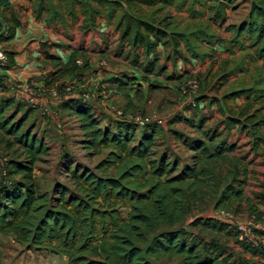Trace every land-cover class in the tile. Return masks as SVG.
<instances>
[{"label":"trees","instance_id":"1","mask_svg":"<svg viewBox=\"0 0 264 264\" xmlns=\"http://www.w3.org/2000/svg\"><path fill=\"white\" fill-rule=\"evenodd\" d=\"M36 1L38 18L46 12V21L54 25L68 27L69 21L82 19L81 29L88 31L98 28L101 19H106L108 24L114 22L123 41L153 56L155 61L146 69L153 73L160 45L170 44L174 49L184 47L189 58L201 63L213 59L215 48L223 41L212 25L223 26L228 21V11L240 0ZM249 2L247 20L239 26L226 27L233 35L224 42L225 52L233 54L239 48L245 55L224 76L226 79L236 76L238 69L249 73L251 60L255 63L254 80L250 85L243 81L224 100L226 103L237 99L245 101L237 111L230 109L228 128L246 130L252 137L253 151L258 153L264 147V0ZM0 6L8 7L9 0H0ZM170 8L186 9L194 24L189 22L183 26L177 17L164 15ZM206 16L208 19L204 20ZM7 29L8 34L1 40L13 38L11 28ZM8 55L9 65L0 70H10L14 65L12 54ZM76 55H71L64 68L65 75L80 71ZM259 61H263L262 66ZM88 69L86 61L84 70ZM9 93L6 75L0 74V134L14 136L27 153L26 161H12L9 166L11 172L22 174L28 181L0 189V238L13 235L23 245L66 257L67 264H158L156 261L165 256L182 257L183 264H227L213 250L203 254V243L188 231L185 223L189 204L198 201L210 187L214 167L233 146L214 143L209 148L203 142H192L195 163L179 171L178 164L169 163L166 158L151 159L161 133L158 126L150 125L138 133L134 124L118 121L115 128H101L93 107L79 94L65 101L63 107L79 117L81 128L89 138L85 148L98 150L97 154L104 149L109 153L96 166V171L75 168L71 172L74 191L58 185L54 195L41 193L33 171L47 147L34 135L23 132L25 122H14L6 116L14 102H18L8 96ZM239 186L236 189L227 186L220 205L229 200H242L244 186ZM261 187L259 202L264 205V183ZM247 202L250 217L264 225V214L251 199ZM199 223L218 231L228 228L212 218L197 219L193 225ZM253 232L257 245L248 240L239 241V233L236 235L244 252L257 258L251 262L243 260L241 264L264 261V228ZM2 259L0 240V264Z\"/></svg>","mask_w":264,"mask_h":264},{"label":"rangeland","instance_id":"2","mask_svg":"<svg viewBox=\"0 0 264 264\" xmlns=\"http://www.w3.org/2000/svg\"><path fill=\"white\" fill-rule=\"evenodd\" d=\"M244 1L229 11L230 23L238 24L247 18L250 7L249 2ZM170 12L177 15L184 24L190 22L186 12L177 14L174 9H169L164 15ZM191 23L194 24L193 21ZM74 29L73 34L66 36L67 48L82 49V53L90 57L89 62L84 57H78L82 65L77 64L80 71L72 78L65 75L61 64L53 67L51 65L50 70L42 76L41 85L32 80L27 83L35 91L37 104H21V101L16 99L18 102L15 101L6 113L14 122H25L23 132L34 135L47 147L46 154L35 163L33 171V178L40 192L54 195L58 185L74 191L71 172L75 168L96 171V166L109 153V150L104 149L99 150L97 154L98 150L85 148L89 138L81 128L79 117L63 107L68 99L79 94L87 95L88 103L93 107L94 117L101 128H115L118 123L115 111L118 109L150 121L162 119V126H158L161 133L156 139L151 159L159 161L166 158L169 163H177L179 171L187 166L192 167L195 163V151L190 146L192 142H203L209 148L214 143L233 146V150L224 152L223 159L214 167V181L210 187L198 201L189 204L185 226L197 237L199 243H203V254L213 250L216 255L220 254L219 259L227 264H241L243 260L256 261L257 258L244 252L241 247L236 236L239 231L236 226L237 223L246 225L250 217L247 199H251L264 214V205L259 202L260 192L263 191L261 183H264V147L256 153L252 148V137L246 130L228 128L227 118L232 114L230 109L237 111L238 105L244 106L245 101L229 100L226 103L224 100L226 94L232 90V84H235L236 89L243 79L247 85L252 84V72H256L255 63L249 60V75L239 73L226 81L224 63L228 64V69L232 68L236 63L232 59L239 61V54L231 58L219 48L218 56L213 61L199 64L192 62L181 49L165 48L162 45L158 50L160 61L156 60L154 72L150 73L146 69L150 62L155 61L153 56L149 58L120 44L115 46L119 42L114 39L115 25L103 33L100 43L94 40L96 31L93 32L92 41L86 43L84 35L76 31V26ZM219 32L224 37L229 36L221 30ZM86 61L90 64V70L85 71ZM102 62L107 65L102 67ZM258 64L262 66L263 61ZM192 80L197 81L198 90L184 94L182 89L187 88ZM104 84L105 88L102 86ZM53 87L60 90L57 96L52 95ZM8 96L12 97V94L9 93ZM202 99L204 100L200 101ZM193 102H196L195 106L192 105ZM234 116L237 117V114ZM141 130L138 129V133ZM4 159H7V162ZM26 160L27 153L14 136L1 133L0 189L12 188L16 183L28 181L22 174L11 172L9 166L12 161ZM110 172L113 174L114 170ZM239 184L244 186L245 197L220 205L219 201L226 187L231 185L236 189L240 187ZM223 211L229 213L232 219L222 215ZM123 213L125 214L126 210H123ZM209 218L219 224H225L228 228L218 231L205 223L193 225L197 219L205 221ZM249 230L254 234V228L250 227ZM0 240L2 264H67L66 257L23 245L13 235L2 236ZM156 262L183 264L182 257L165 256ZM258 264H264V261L259 260Z\"/></svg>","mask_w":264,"mask_h":264},{"label":"crops","instance_id":"3","mask_svg":"<svg viewBox=\"0 0 264 264\" xmlns=\"http://www.w3.org/2000/svg\"><path fill=\"white\" fill-rule=\"evenodd\" d=\"M241 1L243 2L244 0H240L239 2H241ZM249 1L250 0H246V2H249ZM36 2H37L36 0H9V6L4 7V8L2 7L3 22L5 23V25L8 28H11V30L14 34L13 38L0 41V49L6 51L7 54L11 53L13 56L14 65L12 66V68L10 70H6V71L0 70V74L6 75V80H7L9 85L14 84V83H20V82L28 83V82H30V80L35 81V82H37V84L41 85L42 84L41 78H42V76H44L46 74L47 71L50 70V66L52 65V67H53V66H56V65L58 66L61 64L60 67L61 68L63 67V69H64L65 66H67V63L69 62V59L73 53L77 54L76 55L77 58L78 57H84V59L89 62L90 57L86 53H82L83 52L82 49H78L75 47V48H72V50H69L67 48V37L70 36V34L74 33V30H75L74 27L76 26V28H77L76 31L78 33L84 35V38L86 39V41H85L86 43H89L92 41L93 32L96 31L95 36H94V38H95L94 40H95V42L100 43V42H102V37L104 36L103 33L108 32L109 29L113 25H115L114 22H112L111 24H108L106 19L99 20L98 21V25H99L98 28L93 29V30H88V31H84L81 29V26L83 23L82 19L78 20L77 22L69 21L70 26H68V27H64L61 24L54 25V24L48 23L46 21V17H47L46 12H43V14L38 18V15L36 13V9H37ZM250 4L251 3L249 2V4H248L249 7L251 6ZM170 9H174V8H170ZM168 10H166V11L168 12ZM229 11H228V21L223 26H219L217 24L212 25L213 29L221 36V39L223 41L222 43H220L215 48L216 53H215L214 58H216L218 56L219 48H221L222 53L229 55L231 58H235V56L239 54L240 60H241V58L245 55V51H241L239 48H236L234 53L230 54L228 52H225V50H224V42L227 40H230L232 38V35H233L232 33L226 31V27L228 25L239 26L242 22L246 21L247 18L238 24L230 23ZM249 11H250V8H249ZM249 11H248V14H249ZM175 12L177 14H182V12H186L188 14V17H189V13L186 11V9H184L182 11H176L175 10ZM168 14L177 17L178 20H180L182 22L183 26L187 24V23L184 24V22L177 15H174L171 12ZM247 17H248V15H247ZM207 19H208V17L206 16L204 18V20H207ZM191 21L195 22V20H193V19H190V22ZM219 30L227 33L229 36L224 37L221 34V32H219ZM114 39L119 40V42H117L115 44V46L117 44H120L122 47H125V48L129 47L130 49H133L137 53H141V55L145 54L142 49L136 50L133 47H131L127 42L123 41L121 39V32L117 29H116ZM247 44H248V42H247ZM160 46H162V45H160ZM159 47H158V50H159ZM164 47L165 48H174L170 44H167ZM179 49H181L183 52H185V54L188 57V54L185 51L184 47H180V48L175 49V50H179ZM158 53H159V51H158ZM94 55H97V54L94 53ZM146 56H148V55H146ZM148 57L151 58L152 56H148ZM189 59L192 62H196L199 64H206L208 61H213V59H208L204 63H201L197 60H194L191 58H189ZM236 60L237 59H232L233 62L234 61L238 62ZM159 61H160V57H159ZM250 65H251V63H248V68ZM89 66H90V64H89ZM234 66H235V64H233V67ZM102 67H105V66H102ZM233 67L228 69V64L224 63V67H223L224 75L228 71L232 70ZM89 70H90V67H89ZM239 73L249 75L248 72H242L240 69H238L236 76H238ZM66 75H69L70 78H72L76 74L68 73ZM236 76H231V77L227 78L226 81H228L230 78L236 77ZM109 80H111V79H109ZM243 81H245V79H243L241 81V84ZM163 85H165V84L163 83ZM102 86L105 88V84ZM236 88L237 87L235 86V84H232L231 89L234 90ZM230 92H228L226 95H228ZM203 100L204 99H202L200 101H203ZM237 100H241V99H237ZM237 100H235V101H237Z\"/></svg>","mask_w":264,"mask_h":264},{"label":"built area","instance_id":"4","mask_svg":"<svg viewBox=\"0 0 264 264\" xmlns=\"http://www.w3.org/2000/svg\"><path fill=\"white\" fill-rule=\"evenodd\" d=\"M8 34V29L5 26L3 22L2 17V7L0 6V41L2 37L6 36ZM78 65H82V61L77 60ZM9 65V56L6 51L0 49V69L4 68ZM102 66H106L107 64L105 62H102ZM10 93L12 96L21 102H27L29 104H37V99L35 97V91L34 89L28 85L27 83L20 82L18 84H11L9 85ZM65 90L69 91L70 88H65ZM198 90V83L196 80H192L188 83L187 88L182 89V92L184 94H187L190 91L196 92ZM52 95L57 96L59 93V89L56 87H53L51 89ZM89 96L84 95V99L88 100ZM193 106L196 105V102L192 103ZM115 116L120 122H128L131 124H134L138 129H144L150 125H156V126H162L163 120L162 119H155L154 121H150L149 119H145L142 116H136V115H130L126 114L121 110L115 111ZM154 122V124L152 123ZM5 162H7V159H4ZM225 217L232 219L231 215L229 213H225L224 211L221 213ZM260 224V223H259ZM256 224L255 217H249L247 220L246 225L237 223L238 233H239V241H246L253 243L254 245L258 244V239L254 236L253 233L250 232L249 228L254 229H263L261 225Z\"/></svg>","mask_w":264,"mask_h":264}]
</instances>
